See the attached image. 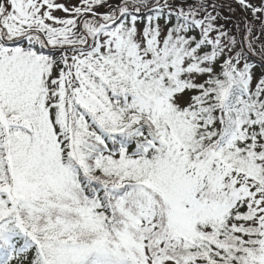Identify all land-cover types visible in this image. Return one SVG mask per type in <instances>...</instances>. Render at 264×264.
I'll return each mask as SVG.
<instances>
[{"label": "snow or ice", "instance_id": "6c2138e0", "mask_svg": "<svg viewBox=\"0 0 264 264\" xmlns=\"http://www.w3.org/2000/svg\"><path fill=\"white\" fill-rule=\"evenodd\" d=\"M233 2L0 0V264H264V0Z\"/></svg>", "mask_w": 264, "mask_h": 264}, {"label": "rangeland", "instance_id": "374dc122", "mask_svg": "<svg viewBox=\"0 0 264 264\" xmlns=\"http://www.w3.org/2000/svg\"><path fill=\"white\" fill-rule=\"evenodd\" d=\"M58 2H64V0H58ZM216 2L219 3V4H224L225 5V7L220 9V11L222 13V16H230V17L233 18L232 21H230L229 24L227 25V26H231L232 22H234L236 20V18L239 15H241L240 9L235 5L233 0H216ZM228 4H232V6L234 8H236V11L235 12H229L228 9H227V5ZM54 14L57 15V16H61V17H63L65 15L63 12H59V11L55 12ZM219 22L220 23H225V21L222 20V19ZM257 35H259L258 28H257ZM260 39L264 40V36H261ZM257 49H259V43H257Z\"/></svg>", "mask_w": 264, "mask_h": 264}, {"label": "trees", "instance_id": "16d2710c", "mask_svg": "<svg viewBox=\"0 0 264 264\" xmlns=\"http://www.w3.org/2000/svg\"><path fill=\"white\" fill-rule=\"evenodd\" d=\"M253 59L258 60V57H253ZM256 71H257V74L259 75V73L261 71V67L259 65L257 66Z\"/></svg>", "mask_w": 264, "mask_h": 264}]
</instances>
